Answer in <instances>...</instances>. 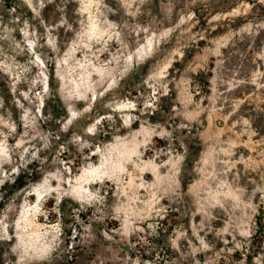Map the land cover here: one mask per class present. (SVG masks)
<instances>
[{"label":"rangeland","instance_id":"rangeland-1","mask_svg":"<svg viewBox=\"0 0 264 264\" xmlns=\"http://www.w3.org/2000/svg\"><path fill=\"white\" fill-rule=\"evenodd\" d=\"M0 264H264V0H0Z\"/></svg>","mask_w":264,"mask_h":264},{"label":"trees","instance_id":"trees-1","mask_svg":"<svg viewBox=\"0 0 264 264\" xmlns=\"http://www.w3.org/2000/svg\"><path fill=\"white\" fill-rule=\"evenodd\" d=\"M20 177H16L15 179H13V186H15L16 188H18L20 186L19 185V179H20Z\"/></svg>","mask_w":264,"mask_h":264},{"label":"bare ground","instance_id":"bare-ground-1","mask_svg":"<svg viewBox=\"0 0 264 264\" xmlns=\"http://www.w3.org/2000/svg\"><path fill=\"white\" fill-rule=\"evenodd\" d=\"M29 220V219H28Z\"/></svg>","mask_w":264,"mask_h":264}]
</instances>
